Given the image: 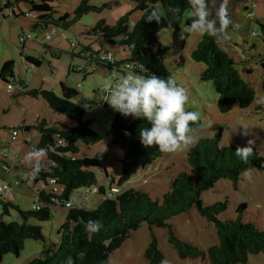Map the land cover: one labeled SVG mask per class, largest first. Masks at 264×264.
<instances>
[{
	"label": "rangeland",
	"instance_id": "rangeland-1",
	"mask_svg": "<svg viewBox=\"0 0 264 264\" xmlns=\"http://www.w3.org/2000/svg\"><path fill=\"white\" fill-rule=\"evenodd\" d=\"M94 9L78 15L77 8L82 0H51L54 7L53 17L49 19L47 26H35L40 20L33 17L21 16L20 19L13 15L8 16V10L0 12L2 24L0 28V70L6 59H12L14 64V78L11 84L16 89L9 92V84L0 78V159L9 164L10 170H5L0 165V182H8L12 192L7 194L0 192V221L25 222L18 208L23 211H31L33 204L37 202V190L43 180L35 182V159H26L28 154L39 150L38 145L41 134L36 124L46 121L48 126L71 125L72 121L65 115L53 110L46 102L42 92L51 90L57 95L63 96L61 82L75 87L79 91L73 101L85 109L84 121L90 122V127L98 132L101 140L87 145L79 142L78 156L96 157L102 154L107 163L93 167L97 175L98 186H109L110 178H114V184L120 187L121 159L124 150L112 142L109 130L113 124L115 111L108 105L100 107L97 104L105 96L101 84L104 82L115 83L120 78L117 72L113 73L103 65L89 64V60L78 55L82 45L90 47V51L96 55L99 51L112 50L117 53L119 60L126 58L123 45H114L98 37L93 33L92 27L104 20L109 25H114L122 17L129 14V24L132 27L142 13L135 9L136 5L131 0H88ZM4 0H0V8L4 7ZM222 0H208L207 7L210 19L217 21L215 37L218 43L232 55L238 68L242 71L247 82L256 92L255 103L248 108H240L238 105L228 113H223L217 106L218 94L212 81L201 79V73L205 68L203 62L193 59V51L197 43L203 37L198 32L184 33L174 31L171 28H162L158 32V39L163 48H166L164 62L169 68L171 78L178 85L185 88L188 94L186 110L196 111L202 120V129L199 137H214L222 131L221 145L236 144L246 146L252 141L250 148H255L264 157V0H228L227 9L230 23L227 27L220 25L217 10ZM24 10L29 11L31 4L20 2ZM257 8V15L252 12ZM234 6L230 7V6ZM244 5H249L245 10ZM162 10L161 5H157ZM230 7V8H229ZM3 13L7 17H3ZM16 13L19 14L18 8ZM39 16L38 12H34ZM68 14L67 23L58 20ZM192 16L191 9L184 13V21ZM57 21V23L55 22ZM59 23V24H58ZM67 24L64 27L63 24ZM52 26L57 28V35L49 41H44L46 34L52 33ZM256 32V34H254ZM31 34L32 38L23 44L20 35ZM121 38V37H120ZM118 38V40L120 39ZM117 39V38H116ZM77 44L72 47L71 43ZM120 50V53L118 51ZM89 52V51H87ZM32 56L40 61V64H32L26 57ZM250 69L252 72L247 73ZM21 86V90H17ZM261 104V110L256 108ZM17 128L19 135L13 140V131ZM197 134V133H196ZM30 137L31 142L26 144L25 138ZM188 150L184 147L175 152H165L163 161L172 160L163 167H152L157 159L146 166L147 171L141 169L124 182L123 189L132 187L148 192L154 200L162 201V195L169 189L171 178L183 171H189ZM15 154L24 159L23 165H13ZM49 159L42 152L39 164L40 168H49ZM154 168V170H153ZM148 172L147 181L142 174ZM113 184V183H112ZM81 195L87 197L83 205L87 208H96L103 196L100 192H86L84 188L79 190ZM201 201L204 205L227 201L226 210L219 214L220 220L234 219L238 216L237 209L244 203L242 216L244 221H252L258 227L264 228V169H250L242 173L237 185L228 179H220L214 187L203 192ZM79 205V200L75 198ZM4 203L8 204V212H4ZM9 203L13 204L9 205ZM53 215L50 219L37 220L29 218L28 223L40 225L44 239L25 240L24 247L19 255L6 254L0 264H24L36 256H42L51 249H55L58 231L65 220L67 208L53 206ZM177 236L201 249L207 250L218 243L217 227L215 222L204 217L197 205L189 211L172 217ZM152 232L156 235L159 247L164 254V264H208L200 258H183L170 241V233L167 227H153L147 223L142 224L137 230L115 249L109 257L110 264H148L145 251L152 239ZM240 264H264V251L251 253L247 261Z\"/></svg>",
	"mask_w": 264,
	"mask_h": 264
},
{
	"label": "trees",
	"instance_id": "trees-1",
	"mask_svg": "<svg viewBox=\"0 0 264 264\" xmlns=\"http://www.w3.org/2000/svg\"><path fill=\"white\" fill-rule=\"evenodd\" d=\"M131 1L135 3V9L142 13L141 18L132 27L129 24L128 14L122 16L114 25L101 20L91 30L111 44L123 45L124 48L128 44L133 45L131 52L124 53L126 58L117 63L99 62L96 55L108 50L99 51L96 55L89 57L82 56V53L91 52L90 47L86 45H82L78 55L89 61L93 60L95 65L106 66L112 72L117 69L122 74L125 71H131L141 76L155 74L161 78H171L170 70L164 62L166 48H163L159 42L158 32L168 27L188 35V32L183 31L184 26L190 24L193 18L189 16L185 21L183 18L185 11L190 8L188 0ZM6 2L4 9L10 7L15 18L20 19L25 15L39 19L35 26H47L48 20L53 17L54 7L51 0H6ZM20 2L30 3L31 9L29 11L22 9ZM158 4L162 6V10L158 9ZM16 8L19 14L16 13ZM94 8L88 0H82L76 13L80 15ZM172 8L178 9V12L174 14L170 11ZM153 9L158 10L161 15L159 22L146 19L147 14ZM34 12H38L39 16H36ZM27 13L29 15H26ZM68 17L69 15L65 14L58 22L67 23ZM55 22L57 23L56 20ZM65 23L64 27L67 25ZM125 34L129 35L127 40L122 38ZM76 46L75 43L72 45V47ZM26 59L33 65L40 64L35 57L27 56ZM125 59L130 62L131 68L121 66L125 63ZM193 59L205 64L201 79L213 82L218 94L217 106L221 112L228 113L236 105L240 108H248L255 103L254 88L245 80L236 59L224 50L215 35H203L193 51ZM14 64V60H7L0 70V78L8 84H11V79L15 76ZM262 65L264 68V61ZM251 72L250 69L247 70L248 74ZM18 87L17 90H21V86ZM61 88L63 96L51 90L35 91L36 94L42 92L44 99L53 110L72 121L71 125L65 123L48 126L46 121L36 124L41 134L38 149L47 154L50 166L48 169L40 168L36 171L34 180L36 183L41 180L49 183L50 178H55L58 188L37 190L38 201L42 204L40 210L23 211L18 208L25 222L0 221V261L6 254L19 255L26 239L45 238L42 227L28 223L27 220L29 218L40 221L50 219L53 215V206H58L53 201L54 197L69 200L74 192L82 188L98 186L97 175L92 168L100 165L101 161L95 157L80 158L77 154L80 151L79 142L90 145L100 141L102 136L90 127V122L84 121L85 109L73 101L79 95V91L64 82H61ZM259 106L257 104L256 108L261 109ZM150 126L144 118L133 119L131 116L125 117L115 111L109 135L112 142L124 150V156L121 159L120 184L128 181L138 170L164 155L165 152L157 146L145 147L140 142V128ZM192 126L193 134L200 132L203 126L202 120L199 119ZM221 138L222 131L214 137H198L189 146V171L180 172L171 178L170 187L162 195L161 202L154 200L148 192L132 187L119 191L112 198L103 199L96 208H87L84 205L67 208L65 220L54 243L56 248L42 256L33 257L24 264H67L69 258L72 259L73 264H110V254L144 223H147L151 229L167 227L170 233L169 239L181 257L200 258L208 264H240L247 261L249 254L264 251V228L258 227L252 221H244L242 216L244 203L238 207L236 218L220 220L219 214L226 210L227 201L209 205H204L201 201L203 192L214 187L220 179L231 180L236 186L245 171L264 169V157L257 149L251 148L250 155L246 160H242L235 155V150L239 146L221 145ZM19 159L18 155L17 160ZM108 176L111 182H115L113 177L109 174ZM98 187L101 194L107 189L102 185ZM4 204V212H8V204ZM9 205L14 206L11 203ZM59 205L65 207L64 204ZM194 205H197L198 211L204 217L215 222L217 227L218 243L207 250L181 240L169 221L172 217L189 211ZM91 221L100 223L101 227L98 231L88 230ZM151 236L145 258L148 264H164V254L154 232ZM80 253L84 255L80 256Z\"/></svg>",
	"mask_w": 264,
	"mask_h": 264
},
{
	"label": "clouds",
	"instance_id": "clouds-1",
	"mask_svg": "<svg viewBox=\"0 0 264 264\" xmlns=\"http://www.w3.org/2000/svg\"><path fill=\"white\" fill-rule=\"evenodd\" d=\"M188 4L193 18L190 24L184 26L183 31L215 35L217 21L210 19L207 0H188ZM170 11L175 14L178 9L172 8ZM217 16L220 25L227 27L230 23L227 15V0H222L217 10ZM160 18L159 11L155 9L151 10L146 17L148 21L156 20L157 22L160 21ZM131 67V65L126 66V68ZM100 87L106 93L103 100L114 111L125 117L131 116L133 119L144 118L150 123V127H142L139 130L140 142L145 147L155 145L162 152H175L196 139L192 125L200 119V115L196 111L186 110L188 94L174 78L165 79L155 74L141 76L131 71H125L117 82H104ZM251 143L252 141H249L248 145L237 147L235 155L246 160L251 152ZM42 152L43 150H36L26 157L29 160H36L34 165L36 171L40 170L39 159ZM100 227L98 221H91L88 230L98 231ZM79 255L83 256L84 254L80 253ZM67 264H73L71 258L67 260Z\"/></svg>",
	"mask_w": 264,
	"mask_h": 264
},
{
	"label": "built area",
	"instance_id": "built-area-1",
	"mask_svg": "<svg viewBox=\"0 0 264 264\" xmlns=\"http://www.w3.org/2000/svg\"><path fill=\"white\" fill-rule=\"evenodd\" d=\"M6 4H7V2H6V0H4L3 5L5 6ZM254 6H255V10L252 12V15H257L256 4H254ZM8 9L10 11V15H12V13H13L12 9L10 7ZM26 15H29V13H27ZM57 33H58L57 28L56 27H52V33L46 34L45 37H44V41L51 40L54 36L57 35ZM254 34H256V32H254ZM128 37H129V35L125 34L122 38L127 40ZM30 38H32L31 34L20 35V40H21V42L23 44L26 42V40H28ZM72 45H74V43ZM132 49H133V45H131V44L129 45L128 44L124 48V53H129V52H131ZM85 55L89 57V56L93 55V52L82 53V56H85ZM96 56L98 57V61L99 62H114V63H117V61H119V59L117 57V53H115L112 50H108L107 52H101V53H99V55H96ZM89 64L91 66H93V65H95V62L90 59ZM127 65H131V64H130V62L127 61V59H125V63L122 64L121 66L126 68ZM115 72H117L120 77L123 75L122 72L118 71L117 69H115L113 73H115ZM118 80L119 79H117V81ZM8 90H9V92H14L16 89L14 88V86L12 84H9ZM105 96H106V94H105ZM105 96L101 100L97 101V104L100 107H104L107 104V102L103 100L105 98ZM17 136H18L17 130H14L13 131V140H16ZM30 141H31L30 137H26L25 138V142L26 143H29ZM17 156L18 155H15L14 165H16L17 163L23 165L25 163V160L24 159L17 160ZM97 159L100 160V161H104V162L106 161L105 157L102 154H98L97 155ZM0 165L7 171L11 169V167L8 166L7 164L3 163L1 161V159H0ZM110 181H111V178H110ZM53 186H55V187H53ZM51 187H53L54 189L58 188L57 187V181H56L55 178H50L49 179V183L42 182L40 189H48V188H51ZM12 189H13V187L8 182H2V183L0 182V192H5L7 194H10L12 192ZM84 189H85L86 192H91V191L100 192L99 191V187H97V186H88V187H85ZM119 191H120L119 188L114 186L112 184V182H110L108 188L105 190L104 193H102L103 199L112 198L113 195H115ZM75 198H77L79 200V203L82 204L83 195H81L79 193V191L74 192L72 194V198L69 199V200H64L63 198L54 197L53 201L56 204H58V205L59 204H64L66 208H71L72 206H74ZM41 208H42V204L38 201V198H37V202H35L33 204V208L32 209L40 210ZM56 241H57V238H56Z\"/></svg>",
	"mask_w": 264,
	"mask_h": 264
},
{
	"label": "crops",
	"instance_id": "crops-1",
	"mask_svg": "<svg viewBox=\"0 0 264 264\" xmlns=\"http://www.w3.org/2000/svg\"><path fill=\"white\" fill-rule=\"evenodd\" d=\"M228 1V0H227ZM240 1H242V2H244V0H240ZM234 6L235 5H233V6H230V7H233V9H234ZM229 7V8H230ZM244 8H245V10L247 9V10H249L250 8H249V5H244ZM2 9H4V7L2 8H0V12L2 11ZM6 10H8V13H7V15L8 16H11L10 15V11H9V9H6ZM4 11H5V9H4ZM230 14V10H228L227 9V15H229ZM3 17L5 18V17H7L4 13H3ZM218 19H219V17H218ZM219 21V20H218ZM1 24H2V20H1V16H0V28H1ZM7 60H11V59H6L5 61H7ZM4 61V62H5ZM3 62V63H4ZM252 71V70H251ZM260 106H259V108L261 107V104H259ZM259 111L261 110V109H258ZM16 129V128H15ZM14 129V130H15ZM200 132H197V134L195 133L194 135H195V137H196V139L200 136ZM19 135V134H18ZM195 139V140H196ZM194 140V141H195ZM31 142V141H30ZM26 143V142H25ZM26 144H28V143H26ZM193 144V142L191 143V144H189V145H187L186 147H189V146H191ZM3 155H4V158H5V156L7 155V153L6 152H4L3 153ZM79 157V156H78ZM163 157H164V155L158 160L159 162H154V164H153V166L152 167H154V168H157L159 165H161L162 167L164 166V165H167L168 163H170L172 160H166V161H163ZM4 158H1L2 160L4 159ZM96 158V157H95ZM106 163H107V161H105ZM154 168H153V170H154ZM141 169H143V170H145V171H147V168L145 167V168H141ZM140 169V170H141ZM140 170H138V171H140ZM142 176L145 178V180H144V182H146L147 181V177L148 176H150V175H148V172H146L145 174H142ZM113 183V182H112ZM113 185L114 186H116L114 183H113ZM53 187H55V186H53ZM106 187V186H105ZM116 187H118V186H116ZM125 186H124V184H122L120 187H118L119 188V190L121 191V190H124L123 188H124ZM106 188H108V187H106ZM86 201H88V199H87V197H85L84 195H83V202H82V204H84ZM74 204H78V203H76V202H74ZM80 204V203H79Z\"/></svg>",
	"mask_w": 264,
	"mask_h": 264
}]
</instances>
